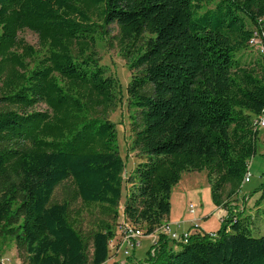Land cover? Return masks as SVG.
I'll use <instances>...</instances> for the list:
<instances>
[{
	"label": "trees",
	"instance_id": "trees-1",
	"mask_svg": "<svg viewBox=\"0 0 264 264\" xmlns=\"http://www.w3.org/2000/svg\"><path fill=\"white\" fill-rule=\"evenodd\" d=\"M94 20L117 28L133 73L132 150L143 160L129 176L124 218L152 235L183 172H205L212 204L226 212L216 232L186 243L158 236L144 261L124 264H264V235H253L250 216L230 203L256 153L254 121L264 108V56L243 65L236 54L264 33V0H0L2 237L26 264L109 259L124 163L109 120L118 83L99 65ZM24 30L39 51L18 39ZM66 180L106 218L88 239L68 202L50 204Z\"/></svg>",
	"mask_w": 264,
	"mask_h": 264
},
{
	"label": "rangeland",
	"instance_id": "rangeland-1",
	"mask_svg": "<svg viewBox=\"0 0 264 264\" xmlns=\"http://www.w3.org/2000/svg\"><path fill=\"white\" fill-rule=\"evenodd\" d=\"M207 9H213V5ZM96 22V44L95 52L99 59V65L106 68L107 75L114 78L118 83L119 101L113 113L109 114V120L115 124L117 145L119 155L124 163L122 173V191L118 207V217L113 223L115 232V245L109 250V259L105 264H113L116 262H124L126 259L122 251L116 250L121 246L122 239L117 233L118 225L122 222V206L126 200L127 192L130 188L129 176L135 166L143 160L138 152L132 150L133 135L130 131V116L135 113L133 108L128 107L126 87L130 82L133 73L129 72L125 65V61L120 55L115 37L118 30L114 25L107 28L100 27L102 24ZM247 28L249 25L247 24ZM106 33V34H105ZM18 39L31 46L34 50L39 51L37 36L24 30L18 34ZM256 47L246 48L236 54V58L243 64H253L258 60ZM4 108L0 105V109ZM44 106H38L36 111L44 110ZM264 129H259L258 139L256 142V153L248 161L249 181L243 183L238 195L230 201L231 207L235 206L239 217L250 216L252 234L260 237L264 235V194L258 191L259 185L263 181L264 176ZM68 202L70 204V218L76 224V229L88 239L90 235L96 231L99 222L103 219L97 207H84L80 200L76 198L75 188L71 180H66L58 185L51 196L50 204H61ZM170 213L169 215L177 218L186 214V220H195L193 230L199 234L216 232L221 225V209L216 208L210 197V188L207 183L206 173L201 172H183L179 183L174 186L170 194ZM188 207V208H187ZM193 207L194 213L190 214V208ZM187 210V212H186ZM224 216V215H223ZM222 216V217H223ZM199 227V229L195 228ZM172 229L176 228L171 226ZM191 228V229H192ZM143 230L142 228H140ZM177 229V228H176ZM177 234H182L178 227ZM194 234H196L194 232ZM157 240V239H156ZM154 237L144 236L140 239V244L130 251V257L134 261H144L147 257V251L152 245ZM0 260H5L7 264H26L23 254L18 251L12 240L3 238L0 231Z\"/></svg>",
	"mask_w": 264,
	"mask_h": 264
},
{
	"label": "built area",
	"instance_id": "built-area-1",
	"mask_svg": "<svg viewBox=\"0 0 264 264\" xmlns=\"http://www.w3.org/2000/svg\"><path fill=\"white\" fill-rule=\"evenodd\" d=\"M249 44H250L249 46L252 48L256 47L257 49L256 52L264 56V33L260 35L257 33H254ZM254 125L257 127V129H264V108L262 110V114L254 121ZM249 177L250 175L246 174V176L244 177L243 183H247L249 181ZM189 213L190 214L194 213L193 207L190 208ZM121 218H122V222L117 227L118 229L117 233L119 234V236H121L122 243H121V246H118L116 250H120L119 252H121V250L124 247L125 249L122 252L124 254L125 259H127L128 257H130V254H131L130 251L140 244V239L144 237L145 232L141 230L140 228L135 227L134 225H132L130 222H128L124 218L123 208H122ZM220 222H222V219ZM175 227L178 229L179 225L175 224ZM150 236L154 237V241L152 242V244L157 242L158 236H164L168 240H171L177 243L179 242L186 243L189 234L183 233V234L178 235L177 230L176 229L173 230L171 228V224L168 222H165L160 226V228L156 229V231ZM211 236L214 237V235H211ZM115 241L116 239L114 237V239H112L109 242L108 244L109 250L112 249L113 245H115L114 244ZM0 264H7V263L5 260H0Z\"/></svg>",
	"mask_w": 264,
	"mask_h": 264
},
{
	"label": "crops",
	"instance_id": "crops-1",
	"mask_svg": "<svg viewBox=\"0 0 264 264\" xmlns=\"http://www.w3.org/2000/svg\"><path fill=\"white\" fill-rule=\"evenodd\" d=\"M188 208V207H187ZM220 209V208H218ZM187 212V210H186ZM169 213H170V210H169ZM168 213L167 217H166V220L164 221L165 222H168L171 224V226H175V224H178L179 225V229H180V232L183 234V233H188L189 235H192L195 233H197L195 230H193L192 227H194L193 225H195V222H197L198 220L195 219V220H186V214H183V217H177V218H174L172 216H170ZM188 213V212H187ZM226 212L224 210L221 209V215L225 216ZM222 216H220L221 218H223ZM192 228V229H191ZM197 229H199V227H195ZM176 228H174L173 230H175ZM177 230V229H176ZM212 232V231H211ZM211 232H208V233H211ZM119 264H123L124 262H118Z\"/></svg>",
	"mask_w": 264,
	"mask_h": 264
}]
</instances>
